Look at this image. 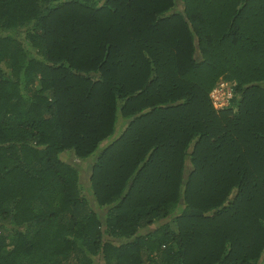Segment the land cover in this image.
<instances>
[{
  "label": "trees",
  "instance_id": "16d2710c",
  "mask_svg": "<svg viewBox=\"0 0 264 264\" xmlns=\"http://www.w3.org/2000/svg\"><path fill=\"white\" fill-rule=\"evenodd\" d=\"M98 261L264 264V0H0V264Z\"/></svg>",
  "mask_w": 264,
  "mask_h": 264
},
{
  "label": "rangeland",
  "instance_id": "374dc122",
  "mask_svg": "<svg viewBox=\"0 0 264 264\" xmlns=\"http://www.w3.org/2000/svg\"><path fill=\"white\" fill-rule=\"evenodd\" d=\"M225 93H226L227 96H229L228 95L227 86H226ZM225 102L226 101H224V103ZM121 130H123L121 125L116 123L115 131H114V133L111 135V137L109 139H111V138H113L115 136H118V134H119V132ZM107 140L108 139H106V141ZM62 159L65 160L68 163L73 164L75 167H77V169L79 171L80 182L82 184V188H83L84 194L86 195V197L91 198V195H90V193L88 191L89 190V187H88L89 186V183H88L89 170H87L88 169V164L90 163V161H88V160H85V161L78 160L75 157H73V155H71L69 153L63 154L62 155ZM94 207H95V210L99 211L100 213H103V212H101V210H99V208H97L96 206H94ZM97 264H102V263L98 261Z\"/></svg>",
  "mask_w": 264,
  "mask_h": 264
},
{
  "label": "built area",
  "instance_id": "2783aa9c",
  "mask_svg": "<svg viewBox=\"0 0 264 264\" xmlns=\"http://www.w3.org/2000/svg\"><path fill=\"white\" fill-rule=\"evenodd\" d=\"M225 85L228 88V95L229 96H227L225 93V91H226ZM231 96H232L231 88L229 86V83H227L225 81L219 82L218 85L215 86L210 93V97L213 101L215 108H222L224 106H227ZM224 101H226V102L224 103Z\"/></svg>",
  "mask_w": 264,
  "mask_h": 264
}]
</instances>
